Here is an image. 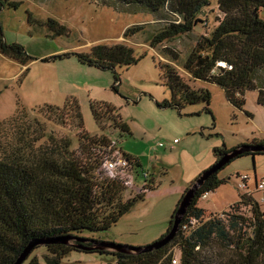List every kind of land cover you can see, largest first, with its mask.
I'll use <instances>...</instances> for the list:
<instances>
[{"label":"trees","instance_id":"obj_1","mask_svg":"<svg viewBox=\"0 0 264 264\" xmlns=\"http://www.w3.org/2000/svg\"><path fill=\"white\" fill-rule=\"evenodd\" d=\"M89 1L123 13L156 17V24L162 27L149 40L152 49L183 36L189 37L197 26L205 25L206 34L198 37L182 63L183 70L190 76L188 81L173 66L180 60L179 52L172 47L163 49L169 63L159 65L160 77L161 84L170 91V99L158 104L160 108L181 113L189 106L201 104L203 112L212 114L211 93L191 86L190 80L216 85L239 111L244 110L245 96L251 92L257 93V103L264 108V0H217L221 17L216 18L217 26L210 32H207L208 21H202V13L210 0ZM22 4L0 0V55L25 67L31 57L22 45L6 42L1 24L2 11L6 8L17 11ZM27 13L28 24L34 30L43 28L51 38L68 35V29L56 20L40 22L32 12ZM144 29V25L135 24L125 30L124 37L132 38ZM70 58H76L80 65L111 72L115 84H120L122 69L136 66L143 59L137 57L132 48L117 44L96 45L88 53H66L49 60ZM117 90L115 86L116 93ZM46 108L60 114V119L64 115L71 116L70 121L80 132L78 149L72 150L68 138L46 133L40 123L26 121L22 126L21 119L23 116L26 119L24 112L0 123V264H15L30 245L33 248L23 264H41L34 255L40 248L46 251L45 264H62L71 253L109 256L117 264H173V261L177 264H264V211L250 192L242 191L239 201L228 212L208 218L198 207L204 195L209 196L228 183L220 179L219 173L237 158L205 181L174 239L167 245L138 255L95 250L96 243L102 241L94 235L108 233L155 186L147 179L138 187L140 161L124 153L118 144L116 149V143L103 135L107 125L130 134L129 127L113 108L99 103L91 105L101 136H89L85 132L83 117L75 102H67L62 109ZM46 120L52 121V118ZM242 147L263 148L264 141H254L230 152L217 149L214 152L216 165ZM110 148H115V152L108 151ZM116 152L119 156L114 155ZM259 155L264 153L251 151L238 159ZM118 157L128 161L127 169L120 171L125 173V178L123 174L105 172L106 163ZM128 175L132 185L141 188V193L124 199L130 189ZM243 208L249 209V216L244 215ZM172 223L171 220L167 233ZM64 237L73 239L70 245L57 242ZM176 250L179 258H176Z\"/></svg>","mask_w":264,"mask_h":264},{"label":"rangeland","instance_id":"obj_2","mask_svg":"<svg viewBox=\"0 0 264 264\" xmlns=\"http://www.w3.org/2000/svg\"><path fill=\"white\" fill-rule=\"evenodd\" d=\"M12 1L23 4L17 11L9 8L2 11L5 40L9 44L22 45L31 61L23 67L0 55V123L24 112L26 119L24 116L21 119L22 126L27 124L26 121L40 123L46 133L71 140L72 150L77 151L80 132L70 121L71 116L64 115L60 119V114L46 107L62 109L67 102H75L80 108L85 132L89 136H101L91 105L110 106L127 124L130 134L107 125L103 135L116 143V149L119 145L124 153L140 161L142 171L136 178L138 187L144 184L143 171L148 173V181L155 186L108 233L94 235L96 239L131 247L155 243L167 234L185 190L202 173L216 165L215 150L230 152L254 141H264V108L258 105L257 93L254 92L246 94L244 110L239 111L230 105L224 91L216 85L190 80L191 86L211 93L212 114L203 112L201 104L189 106L181 113L158 106L170 99V91L161 84L160 77L159 65L169 63L163 49L172 47L179 52L180 60L173 66L188 81L190 76L183 70L182 63L198 37L206 34L204 24L197 26L189 37L183 36L171 44L152 49L149 40L162 27L156 24L157 19L152 15L123 13L100 7L89 0ZM27 11L40 22L56 20L68 29V35L51 38L43 28L34 30L28 24ZM218 17L221 14L217 0H210V5L202 13V21H208L207 32L217 26ZM135 24L144 25V31L125 38V30ZM117 44H124L132 48L137 57H143L136 66L120 71V84H115L111 72L80 65L76 58L49 60L66 53H88L96 45ZM45 59L49 61L44 62ZM47 118H52V121H47ZM116 149L108 151L115 152ZM120 171L114 174H123L124 177L125 173ZM105 172L112 173L113 169L107 164ZM238 175L249 179V190L245 192H250L264 211V191H257L255 186L256 181L264 179V155L245 156L219 173L220 179L228 180L227 184L199 201L198 207L205 211L206 218L228 212L239 201L242 191L238 189L241 183ZM128 177L130 189L124 199L141 193V188L133 186L131 176ZM243 212L250 215L247 208H243ZM175 252L179 258V252ZM45 254V249L40 248L34 255L38 256L41 264H45ZM62 264L117 263L109 256L71 253Z\"/></svg>","mask_w":264,"mask_h":264},{"label":"water","instance_id":"obj_3","mask_svg":"<svg viewBox=\"0 0 264 264\" xmlns=\"http://www.w3.org/2000/svg\"><path fill=\"white\" fill-rule=\"evenodd\" d=\"M251 151L264 153V147L263 148L262 147H259V148L242 147L241 149L236 150L226 155V157L220 163L214 166L212 169H209L208 171L202 173V175L185 192L181 202L178 205V208L175 214L172 217V222H173L172 228L169 231V233L165 235L163 239H160L156 241L155 243L149 246H146V247H131V246L119 245V244L112 243V242H100V243H96V246L94 247V249L100 250V251H109L113 253H122V254H127V255H138L141 253L150 252L154 249H159L167 245L174 239L176 233L178 232L179 226L187 212V209L189 208L194 197L196 196V193L203 186L205 181L212 174L219 171L223 166H225L232 159H236V158L238 159V157H240L244 153L251 152ZM72 240L73 239L70 237H64V238L58 239L57 242L70 245ZM80 242H83V241H80ZM32 248H33V245H30V247L26 249V251L23 253V255L18 259V261L15 264H23L26 258L28 257V255L30 254Z\"/></svg>","mask_w":264,"mask_h":264},{"label":"built area","instance_id":"obj_4","mask_svg":"<svg viewBox=\"0 0 264 264\" xmlns=\"http://www.w3.org/2000/svg\"><path fill=\"white\" fill-rule=\"evenodd\" d=\"M174 143H177V140H175ZM160 147H164V145L160 144ZM116 155H118V154H116ZM107 164L111 169H113V172H115L117 170L124 171L128 167V161L122 159L121 157H118L117 159L110 160L106 163V165ZM142 175H143V178L145 180H147L149 175L145 172ZM240 180H241V183L239 184L238 189L241 191H248L249 190V187H248V180L249 179L246 176H242V177H240ZM255 186H256L257 191L263 192L264 191V179L261 180L260 182L256 181ZM206 196H208V195L207 194L204 195V198ZM173 264H177V262L173 261Z\"/></svg>","mask_w":264,"mask_h":264}]
</instances>
